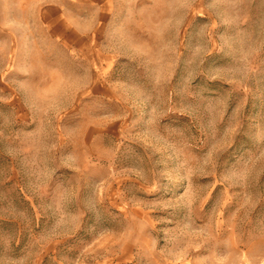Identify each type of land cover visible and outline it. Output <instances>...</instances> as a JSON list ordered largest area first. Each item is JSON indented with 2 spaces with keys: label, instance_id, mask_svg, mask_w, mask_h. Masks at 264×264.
I'll return each instance as SVG.
<instances>
[{
  "label": "rangeland",
  "instance_id": "374dc122",
  "mask_svg": "<svg viewBox=\"0 0 264 264\" xmlns=\"http://www.w3.org/2000/svg\"><path fill=\"white\" fill-rule=\"evenodd\" d=\"M0 264H264V0H0Z\"/></svg>",
  "mask_w": 264,
  "mask_h": 264
}]
</instances>
